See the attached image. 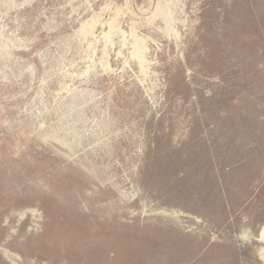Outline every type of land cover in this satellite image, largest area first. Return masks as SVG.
<instances>
[{
    "label": "rangeland",
    "instance_id": "rangeland-1",
    "mask_svg": "<svg viewBox=\"0 0 264 264\" xmlns=\"http://www.w3.org/2000/svg\"><path fill=\"white\" fill-rule=\"evenodd\" d=\"M264 0H0V264H264Z\"/></svg>",
    "mask_w": 264,
    "mask_h": 264
},
{
    "label": "bare ground",
    "instance_id": "bare-ground-1",
    "mask_svg": "<svg viewBox=\"0 0 264 264\" xmlns=\"http://www.w3.org/2000/svg\"><path fill=\"white\" fill-rule=\"evenodd\" d=\"M259 238L264 240V227L260 229Z\"/></svg>",
    "mask_w": 264,
    "mask_h": 264
}]
</instances>
